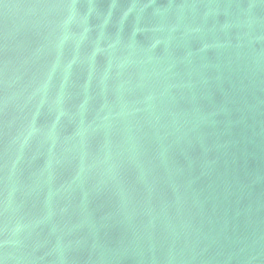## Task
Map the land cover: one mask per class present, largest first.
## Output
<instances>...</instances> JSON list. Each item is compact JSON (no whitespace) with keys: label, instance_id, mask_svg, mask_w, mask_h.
Instances as JSON below:
<instances>
[{"label":"water","instance_id":"water-1","mask_svg":"<svg viewBox=\"0 0 264 264\" xmlns=\"http://www.w3.org/2000/svg\"><path fill=\"white\" fill-rule=\"evenodd\" d=\"M0 264H264V0H0Z\"/></svg>","mask_w":264,"mask_h":264}]
</instances>
